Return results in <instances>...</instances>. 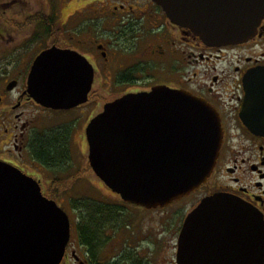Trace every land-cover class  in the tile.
I'll use <instances>...</instances> for the list:
<instances>
[{"label": "flooded vegetation", "instance_id": "af4514ba", "mask_svg": "<svg viewBox=\"0 0 264 264\" xmlns=\"http://www.w3.org/2000/svg\"><path fill=\"white\" fill-rule=\"evenodd\" d=\"M31 1L3 0L0 7V163L33 179L68 215L70 236L60 264H179L187 216L214 195L247 204L264 223V132L243 118L264 117L243 114L245 79L264 70V18L245 42L212 46L173 24L154 0H35L38 8ZM52 47L78 52L93 66L92 90L79 106L85 109L77 121L61 116L68 110L47 108L29 92L35 59ZM160 87L190 93L219 114L223 140L210 177L168 206L178 204L174 219L166 207L145 209L146 215L133 222L129 208L135 205L111 190L114 199L102 200L108 210L73 208L74 201L95 199L76 192L85 182L90 185L92 175L90 121L109 103ZM96 212L101 225H87ZM223 222L208 230L228 234L196 236V246L182 259L194 264L231 258L226 243L216 248L203 242L234 241L230 231L240 227ZM88 229L97 234L95 240L87 237ZM232 246L237 247L235 241Z\"/></svg>", "mask_w": 264, "mask_h": 264}, {"label": "water", "instance_id": "95a60500", "mask_svg": "<svg viewBox=\"0 0 264 264\" xmlns=\"http://www.w3.org/2000/svg\"><path fill=\"white\" fill-rule=\"evenodd\" d=\"M154 1L173 24L212 46L245 42L264 18V0ZM93 82V66L84 56L53 47L36 58L29 92L47 108L70 110L88 101ZM245 90L243 114H264V70L247 76ZM243 118L248 126L264 132V117ZM87 138L95 174L125 202L150 210L168 207L206 182L220 153L223 128L219 114L206 101L160 87L108 104L90 122ZM226 219L228 225L240 227L230 231L237 247L233 248L232 238L203 242L216 248L226 243L234 259L226 256L194 264H263L261 217L223 194L204 199L187 216L179 264H192L182 256L192 244L196 246V236L228 234L208 230L218 223L223 226ZM69 236L64 210L44 197L36 182L0 164V264H60Z\"/></svg>", "mask_w": 264, "mask_h": 264}, {"label": "rangeland", "instance_id": "374dc122", "mask_svg": "<svg viewBox=\"0 0 264 264\" xmlns=\"http://www.w3.org/2000/svg\"><path fill=\"white\" fill-rule=\"evenodd\" d=\"M3 0H0V7L2 8V3ZM29 4V3H28ZM30 4H33L36 8H38L37 2L35 0L31 1ZM47 42V38H42V43L45 44ZM85 108L83 107H76L74 109L68 110V111H61L60 114L62 117H70L72 119H76L79 120L80 118L83 117V110ZM91 177L89 179L90 180V185L88 186V184L85 182L84 185L79 186L76 190V192H80V193H89V194H93L92 197H94L95 201H99L102 202V200H106V201H111L114 198L111 197V192H110V188L107 187L105 185V183L103 181H101L97 175L94 173V171L92 170L91 173ZM63 189H65L66 187L63 186ZM68 188V187H67ZM167 210H169V216L171 217V219H174V217L176 216V214L179 211L178 208V204L172 206V207H167ZM130 210V218L133 222H136L137 220L141 219L142 217H144L146 215L145 209L143 207H138V206H132L129 208ZM183 216V214H181Z\"/></svg>", "mask_w": 264, "mask_h": 264}, {"label": "trees", "instance_id": "16d2710c", "mask_svg": "<svg viewBox=\"0 0 264 264\" xmlns=\"http://www.w3.org/2000/svg\"><path fill=\"white\" fill-rule=\"evenodd\" d=\"M72 204H73L72 205L73 208L82 209V210L103 211V210H108V208H110L109 205H106L103 202L89 200V199H84L82 201L77 200V201L72 202ZM100 214H101L100 212H96V214L91 215L87 225L100 226L101 224L99 222H95L97 220L100 221V218H99ZM88 230H89V233L87 237L95 240V238L97 237V234L91 229H88Z\"/></svg>", "mask_w": 264, "mask_h": 264}]
</instances>
